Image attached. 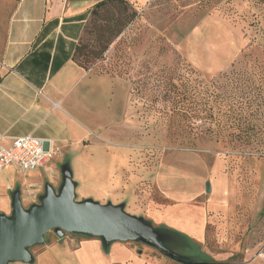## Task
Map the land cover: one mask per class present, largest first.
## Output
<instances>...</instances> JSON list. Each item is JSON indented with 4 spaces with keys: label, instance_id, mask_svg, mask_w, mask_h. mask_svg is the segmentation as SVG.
I'll return each mask as SVG.
<instances>
[{
    "label": "rangeland",
    "instance_id": "obj_1",
    "mask_svg": "<svg viewBox=\"0 0 264 264\" xmlns=\"http://www.w3.org/2000/svg\"><path fill=\"white\" fill-rule=\"evenodd\" d=\"M127 3L126 12L113 3L105 4L94 14L90 9L80 41L89 39V27L94 36L122 28L91 68L130 82L133 129L124 135L129 149L120 150L124 156L117 158L116 148L106 144L103 150L90 148L92 156L86 166L73 161V173L81 180L74 199L112 204L119 195L126 213L153 224L156 211L172 202L160 193L159 184L154 182L155 171L169 153L186 149L196 159L204 158L209 163V174L206 168L203 170L205 180H220L216 196L225 199L228 195L230 200L229 211L224 203L217 204V212L208 208L205 236L198 243L208 264H264V119L258 121L256 143L250 145L225 136L202 134L192 127L201 129V120L194 121L192 126L184 124L185 113L177 95V88L183 84L188 89L187 104L190 100L200 102L198 107H204L205 114L228 113L227 108L233 103L227 94L243 90L242 85L238 90L229 82L228 78L237 72L246 85L244 90L252 89L247 96L238 92V99L243 102L241 114L251 112L253 107L248 109L246 100L253 99L258 90L264 96V0H143L138 6L128 0ZM4 19L2 15L1 32L5 31ZM3 42L1 37L0 48ZM223 72L228 78H218ZM218 83L223 87L218 89ZM218 92L227 97L221 109ZM210 105L214 110L208 108ZM52 158L44 182L58 191L61 171L58 164L51 167ZM102 161L108 162L110 182H114L108 184V194L93 185L95 179L106 175ZM116 162L117 166H113ZM192 173L196 179L203 175L200 167ZM192 173L184 172L190 189ZM8 177L22 180L23 175L9 168L8 174L1 176L2 181ZM180 185L173 189L178 196L188 189L182 187L184 182ZM203 191L207 200L211 193ZM155 231L159 242L175 251L180 259L195 260L192 254L186 256L169 244L170 234ZM49 232L52 230L46 233ZM136 244L147 258L163 257L144 242ZM165 258L172 264H181Z\"/></svg>",
    "mask_w": 264,
    "mask_h": 264
},
{
    "label": "crops",
    "instance_id": "obj_2",
    "mask_svg": "<svg viewBox=\"0 0 264 264\" xmlns=\"http://www.w3.org/2000/svg\"><path fill=\"white\" fill-rule=\"evenodd\" d=\"M99 1L0 0V17L5 15L6 24L5 31H0V38L4 40L0 49V135L6 137L5 144L13 137L26 134L44 138L46 148L55 154L51 167L58 164L61 183L64 172H69L74 182V194L81 180L76 179L72 162L86 166L92 156L90 148L101 147L103 150L110 144L116 148L117 158H122L124 155L119 151L129 149L124 135L133 129L129 80L93 68L84 69L72 60L90 9ZM128 1L136 6L143 4V0ZM185 150L169 153L155 171L154 182L159 184L160 193L172 202L156 211L153 224H149L154 230L170 234L169 244L185 252L186 256L192 254L191 258L195 260H182L170 248L179 260L164 254L162 258H147L136 246L139 240L106 241L95 235L64 233L58 236L52 231L43 235L41 243L29 248L32 257L29 262L10 263L172 264L167 257L181 264H208V257L198 249L207 228L208 208L217 212L220 207L217 204L224 203L225 210L229 211L230 200L228 195L226 200L216 196L220 180H205V168L207 174L211 171L209 163L204 158L196 159ZM50 160L43 168L23 176L22 180L8 177L3 182L1 176L7 175L9 168L16 171L12 166L0 170V184H3L0 185V213L11 214L14 192H18L24 208L39 203L45 193L44 179L48 177ZM100 164L105 166L106 175L102 176L104 181L95 179L93 185L101 193L108 194L107 189L114 182H110L108 162ZM113 166H117V162ZM197 167L203 174L199 179L192 173ZM185 171L192 173L191 189L186 185ZM207 180L211 194L206 200L203 190ZM181 182H184L182 187L188 189L178 196L173 189L180 187ZM225 183L228 189L227 180ZM115 198L118 201L112 204L123 207L119 202L121 197Z\"/></svg>",
    "mask_w": 264,
    "mask_h": 264
},
{
    "label": "water",
    "instance_id": "obj_3",
    "mask_svg": "<svg viewBox=\"0 0 264 264\" xmlns=\"http://www.w3.org/2000/svg\"><path fill=\"white\" fill-rule=\"evenodd\" d=\"M205 190L210 191L209 181ZM74 182L65 171L57 192L45 185L39 203L24 208L14 192L11 214L0 213V264L29 262V248L41 243L43 235L52 230L56 235L83 233L100 236L104 240H139L170 258L179 260L157 239V233L144 219L126 213L121 205L101 204L74 199ZM188 264H205L187 262Z\"/></svg>",
    "mask_w": 264,
    "mask_h": 264
},
{
    "label": "trees",
    "instance_id": "obj_4",
    "mask_svg": "<svg viewBox=\"0 0 264 264\" xmlns=\"http://www.w3.org/2000/svg\"><path fill=\"white\" fill-rule=\"evenodd\" d=\"M107 3H113L114 5L120 6V10L122 12H126V10L128 9L127 0H101L92 6L91 13L94 14L96 10L103 7ZM128 19L131 20L132 17L128 16ZM121 30L122 28H119L116 32L108 33V35L96 34L94 36V30L90 27L87 28L86 31L90 35V37L86 41H80L82 35L79 37L78 42L74 47L72 60L82 68L90 69L92 64L102 57L104 51L107 49V46L114 40V38L121 32ZM221 77L228 78L227 73H221L218 78ZM228 79L229 82L234 83L235 88H237L238 90L241 85L243 86V90L238 91L241 94L243 93V95L247 96L248 93L252 91L251 88L249 91L244 90V87L246 85L242 82L243 79L237 72L234 73V76H231ZM246 80L247 79H245L244 82ZM216 86L218 89L223 87V85H221L220 83H218V85L216 84ZM177 91V95L182 102L181 109L185 113L183 114L185 117V120L183 122L186 126H192L194 121L201 120L203 122V126L200 125L202 126L201 129L194 126L192 127L196 128V130H199L202 134H208L215 137L225 136L229 137L230 139L242 141L248 145L256 143L255 131L258 126V121L262 118L264 119V96H262L263 93L259 94L260 90L255 92L257 97L253 96V99L249 97L250 99L248 98L246 100L247 108L250 109L251 107H253L251 109V112L247 115L241 114L240 108L241 103L243 102L238 99L241 96L238 95L237 91L235 92L233 90L231 93L227 94V97L232 101L231 103H233L227 108L229 109V112H223L219 114L216 113L217 115L203 113L205 108L201 106L198 107V103H200L198 101L193 102L192 100H190L191 103L187 104L186 95L188 93V89L185 85L180 84V86L177 88ZM227 97L222 92L217 93V102L219 105L218 109H221L220 105L223 104L224 101H226ZM225 104H227V102H225ZM208 108L213 109V106L210 105Z\"/></svg>",
    "mask_w": 264,
    "mask_h": 264
},
{
    "label": "built area",
    "instance_id": "obj_5",
    "mask_svg": "<svg viewBox=\"0 0 264 264\" xmlns=\"http://www.w3.org/2000/svg\"><path fill=\"white\" fill-rule=\"evenodd\" d=\"M6 137L0 135V170L12 166L14 170L25 176L29 172L47 165L53 152L46 148V140L31 134L13 137L8 144Z\"/></svg>",
    "mask_w": 264,
    "mask_h": 264
}]
</instances>
